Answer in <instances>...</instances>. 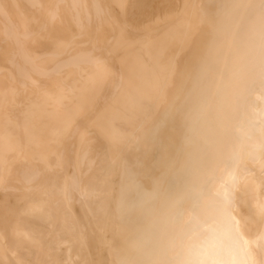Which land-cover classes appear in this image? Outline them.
Instances as JSON below:
<instances>
[{"label": "bare ground", "instance_id": "bare-ground-1", "mask_svg": "<svg viewBox=\"0 0 264 264\" xmlns=\"http://www.w3.org/2000/svg\"><path fill=\"white\" fill-rule=\"evenodd\" d=\"M0 264H264V0H0Z\"/></svg>", "mask_w": 264, "mask_h": 264}]
</instances>
